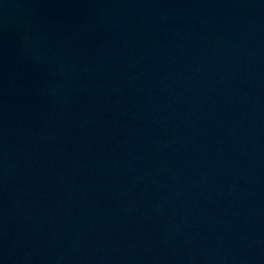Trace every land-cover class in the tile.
Here are the masks:
<instances>
[{
    "label": "water",
    "instance_id": "1",
    "mask_svg": "<svg viewBox=\"0 0 264 264\" xmlns=\"http://www.w3.org/2000/svg\"><path fill=\"white\" fill-rule=\"evenodd\" d=\"M0 264H264V0H0Z\"/></svg>",
    "mask_w": 264,
    "mask_h": 264
}]
</instances>
